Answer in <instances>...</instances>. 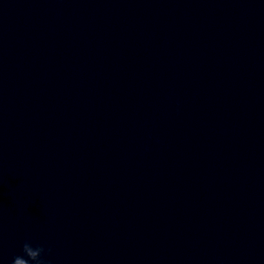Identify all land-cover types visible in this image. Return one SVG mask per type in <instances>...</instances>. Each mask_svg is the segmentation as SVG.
<instances>
[{
  "label": "clouds",
  "instance_id": "obj_1",
  "mask_svg": "<svg viewBox=\"0 0 264 264\" xmlns=\"http://www.w3.org/2000/svg\"><path fill=\"white\" fill-rule=\"evenodd\" d=\"M51 249H46L42 244L25 240L21 246V254L12 257L11 264H48L45 259Z\"/></svg>",
  "mask_w": 264,
  "mask_h": 264
}]
</instances>
